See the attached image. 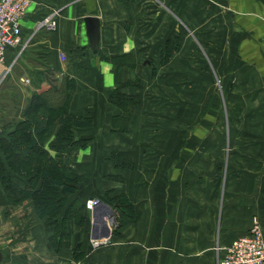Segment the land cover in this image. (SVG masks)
I'll use <instances>...</instances> for the list:
<instances>
[{
	"label": "crops",
	"instance_id": "1",
	"mask_svg": "<svg viewBox=\"0 0 264 264\" xmlns=\"http://www.w3.org/2000/svg\"><path fill=\"white\" fill-rule=\"evenodd\" d=\"M48 12L55 28L35 29L34 22ZM84 15L98 18L95 55L87 46ZM19 27L25 44L18 52L14 47L5 51L4 63L11 64L0 77V135L21 118L31 93L68 75L75 82L68 109L91 119L90 125L72 130L90 140L65 159L83 173L68 199L71 208L80 209L64 223L69 245L47 246L53 225L37 217L30 198L4 204L0 264H217L224 246L247 230L252 215L264 235V0H31ZM165 39H179L166 63L169 74L185 70L186 106L194 123L185 134L176 120L178 127L159 134L146 119L153 109L148 83L158 80L157 70L166 65L159 63ZM194 46L203 64L207 59L204 66L194 65ZM130 51L134 66L114 73L115 56ZM199 68L207 83L195 77ZM214 73L224 79L219 88L223 106L200 120H226L224 135L220 125L197 130L195 120L196 105H211ZM114 87L140 98L123 130L119 119L111 121L121 113L109 95ZM185 137L195 140L194 146L182 145ZM112 149L123 151L130 166L114 165L107 157ZM221 164L223 176L218 177ZM120 193L130 203L129 213L115 217L107 241L88 247L91 212L112 208L102 198ZM92 196L100 202L90 209L85 202ZM20 207L27 208L32 221L26 222L25 215L15 220Z\"/></svg>",
	"mask_w": 264,
	"mask_h": 264
},
{
	"label": "trees",
	"instance_id": "2",
	"mask_svg": "<svg viewBox=\"0 0 264 264\" xmlns=\"http://www.w3.org/2000/svg\"><path fill=\"white\" fill-rule=\"evenodd\" d=\"M178 47L179 39H165L159 63H165ZM123 65L134 66L133 51L115 56L112 63L114 73ZM74 86L73 78L63 75L58 85L31 93L21 118L9 125L10 130L5 135H0V206L30 198L37 217L43 219V224L53 225L46 236V244L54 250L69 245L64 223L80 210L71 208L72 200L68 199L83 173L67 166L65 159L72 149L82 148L90 140L77 136L72 130L73 126L83 127L91 123L90 117L76 115L68 109ZM109 95L121 108V113L111 117V121L119 119L123 130L132 107L140 98L122 94L117 87L112 88ZM107 157L114 165L130 166L121 150L112 149ZM103 200L116 208V219L131 209L126 196L121 193Z\"/></svg>",
	"mask_w": 264,
	"mask_h": 264
},
{
	"label": "rangeland",
	"instance_id": "3",
	"mask_svg": "<svg viewBox=\"0 0 264 264\" xmlns=\"http://www.w3.org/2000/svg\"><path fill=\"white\" fill-rule=\"evenodd\" d=\"M161 41H163V40H161ZM155 45H156V49H157V44H155ZM152 49H154V46H151V49L148 50V55H151L153 53V51H151ZM192 49H193L192 52H194V54L196 56V58L193 59V60H196V61H194V65H196V66L203 65L204 66L205 64H207V59L205 57H204V63L205 64H203L201 59H199V56H197V54H196L197 52H198V54H200L199 53L200 52L199 47L194 46ZM162 50H163V48H162ZM148 59L150 60V62L152 61V57L149 56ZM181 62H182L181 64H183L182 60H181ZM208 63H210V62H208ZM169 66L170 65L166 63V65L162 69L159 68L157 70L158 75H159L157 77L158 80L148 83V86L150 88H152V93H153L152 99H148V102L153 104V109H148L149 113H148V117L146 119L148 122V126L151 127L152 131H154V129L159 130V134H163L165 131L166 132L172 131L174 128H176V126L178 127V123L180 124L179 125V127L181 129L180 132L181 133L184 132L183 134H185V130H187L189 127H192L194 125V123H192V120H191V116H193V111L188 109V106H186V100H185L186 99V92H184L185 81H186L185 74H184L185 70L180 69L182 71H180L179 74H175L174 72L172 74H169V71H172V69ZM209 74L212 75L211 72ZM214 75H215L214 76L215 80L213 78L212 79L210 78L211 82H209L210 85L214 86L213 89L211 87V90H213L215 92V93H213V91H212V93H211V98L209 100V102H211V105H203L200 103H199V105H196V107L194 108L195 109V115H196L195 120H197L196 124L200 128V129L197 128V130H200V131L205 130V129L211 130V128H213L215 130V129H218V125H220L219 130L221 127L222 135H224V134H226L225 129L227 128V124L225 123L226 120H225V122L220 121V120H218L217 122L216 121L213 122V121H204V120L202 121V120H200V119H202L204 114H209V115L210 114L214 115L215 113L218 114L219 109L223 106V105H220V104H222V102H220L221 92L219 91V88H220V86L222 87V83H223L224 79L222 77H218L215 73H214ZM195 77L198 78L197 79L198 81L202 80L203 83L208 82L207 77H206V73L204 72V70H201L200 68H199L198 73L195 74ZM153 88H156V90L153 91ZM148 98H149V96H148ZM153 102L154 103L155 102H162V104L160 106L154 107ZM171 102H172V104H170ZM189 117H190L191 121L188 119ZM175 120L178 123H176ZM228 122L230 124V121H228ZM223 125H225V127ZM218 132H220V131H218ZM169 137H170L169 135H164L163 138L168 140ZM195 142H196L195 140H190L188 137L182 138V145H184V146H194ZM171 146H173V143L171 144ZM201 157H204V155H201ZM169 158H171V157H167V160H169ZM199 159H200V156H199ZM217 169L219 172L216 173V176H218V177L223 176V171H224L223 164H221L219 166V168H217ZM102 200H103V198H102ZM100 209L101 210L103 209L102 213L106 212L105 208L101 207ZM23 210L26 212L23 213ZM19 211H21V213L18 214L17 217L15 218V220L17 219V221H23L24 215L27 217H29V215H30L29 212L27 211L26 207L25 208L20 207ZM102 216L103 215H101V217ZM108 219H110V217H106L104 219L105 222L108 221ZM15 220H13V222H15ZM29 221H32V218H30V217L27 218L26 222H29ZM91 223H92V220H91ZM97 227H98V223H97ZM263 237H264V235H263ZM92 238H97V237H92ZM88 244L91 247L90 242Z\"/></svg>",
	"mask_w": 264,
	"mask_h": 264
},
{
	"label": "built area",
	"instance_id": "4",
	"mask_svg": "<svg viewBox=\"0 0 264 264\" xmlns=\"http://www.w3.org/2000/svg\"><path fill=\"white\" fill-rule=\"evenodd\" d=\"M31 0H0V77L8 73L10 64H5V51L9 47H14L16 52L20 51L25 41H22L19 20ZM56 21L53 12L41 16L34 22L35 29L43 26L47 30L55 28ZM61 58L63 54L59 53ZM100 202L98 197H89L85 205L89 208L96 206ZM105 215L102 217L104 218ZM116 214H113V217ZM107 217H110L109 214ZM251 224L247 230L235 238L231 239L224 246L222 254L217 258V264H264V237L261 231L259 218L251 216ZM107 240L106 236L90 238L92 247L101 245Z\"/></svg>",
	"mask_w": 264,
	"mask_h": 264
},
{
	"label": "water",
	"instance_id": "5",
	"mask_svg": "<svg viewBox=\"0 0 264 264\" xmlns=\"http://www.w3.org/2000/svg\"><path fill=\"white\" fill-rule=\"evenodd\" d=\"M83 21L84 24L86 26V30H85V35L86 38L88 39L87 43H88V49L90 51V53H92L93 55H95L97 52V48H98V18L95 15H84L83 16ZM105 210L106 212H103V209L98 211V214H96V211L93 210L91 212L92 215V228H91V232L90 236L91 237H98L97 234H100L99 236H106L108 237V233L111 227H114L115 225V216L113 217V214L116 213V208H109V206H105ZM103 207V208H104ZM111 216V218L109 219V221H106L101 217V215H107ZM98 223V227L96 228L95 226ZM98 233H95V231ZM94 232V234H93ZM2 252L0 251V261L2 259Z\"/></svg>",
	"mask_w": 264,
	"mask_h": 264
}]
</instances>
